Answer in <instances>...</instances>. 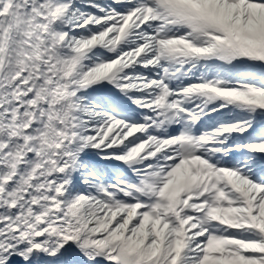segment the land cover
<instances>
[{"label":"snow or ice","instance_id":"snow-or-ice-1","mask_svg":"<svg viewBox=\"0 0 264 264\" xmlns=\"http://www.w3.org/2000/svg\"><path fill=\"white\" fill-rule=\"evenodd\" d=\"M0 264H264V0H0Z\"/></svg>","mask_w":264,"mask_h":264}]
</instances>
